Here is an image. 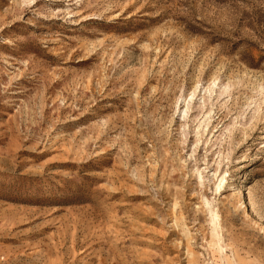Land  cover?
<instances>
[{"label":"rangeland","instance_id":"374dc122","mask_svg":"<svg viewBox=\"0 0 264 264\" xmlns=\"http://www.w3.org/2000/svg\"><path fill=\"white\" fill-rule=\"evenodd\" d=\"M0 264H264V0H0Z\"/></svg>","mask_w":264,"mask_h":264},{"label":"bare ground","instance_id":"6f19581e","mask_svg":"<svg viewBox=\"0 0 264 264\" xmlns=\"http://www.w3.org/2000/svg\"><path fill=\"white\" fill-rule=\"evenodd\" d=\"M194 98V96L192 97V99Z\"/></svg>","mask_w":264,"mask_h":264}]
</instances>
